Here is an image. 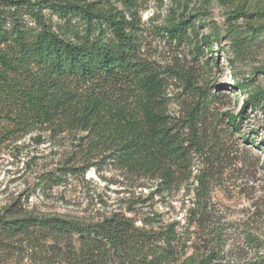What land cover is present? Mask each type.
Returning a JSON list of instances; mask_svg holds the SVG:
<instances>
[{
  "label": "rangeland",
  "instance_id": "1",
  "mask_svg": "<svg viewBox=\"0 0 264 264\" xmlns=\"http://www.w3.org/2000/svg\"><path fill=\"white\" fill-rule=\"evenodd\" d=\"M87 1L113 6L127 19L136 13L139 59L164 80V103L175 124L184 125L206 97L197 127L201 147L167 185L119 167L114 153L92 155L84 133L39 128L6 135L0 145V222L90 223L120 214L160 238L170 232L173 239L156 238L171 252L161 264H199L209 257L211 264H264V110L247 105V90H264V0ZM52 21L59 22L55 16ZM181 21L194 29L179 42L170 30ZM202 36L211 37L210 46ZM245 108L235 128L229 117ZM88 155L95 159L85 163ZM65 167L77 170L66 173ZM60 173V182L47 183ZM41 244L33 248L22 237H2L0 264H78L77 247Z\"/></svg>",
  "mask_w": 264,
  "mask_h": 264
},
{
  "label": "trees",
  "instance_id": "2",
  "mask_svg": "<svg viewBox=\"0 0 264 264\" xmlns=\"http://www.w3.org/2000/svg\"><path fill=\"white\" fill-rule=\"evenodd\" d=\"M130 16L87 0H0V145L6 135L39 128L84 133L92 155L103 149L114 153L110 157L121 168L174 183L179 168L201 147L197 127L209 101H199L184 125L174 123L164 103V80L139 59L140 22L135 12ZM186 24L170 30L179 42L194 29ZM214 39L220 41L218 35ZM210 40L200 39L207 45ZM251 91L247 105L264 110V90ZM245 111L229 117L235 128ZM92 159L88 155L85 163ZM63 175L47 183H58ZM161 235L120 214L90 223L62 218L0 222V238L22 237L33 248L42 241L77 247L78 264L164 263L171 252L157 242L173 236ZM199 264H211V257Z\"/></svg>",
  "mask_w": 264,
  "mask_h": 264
}]
</instances>
